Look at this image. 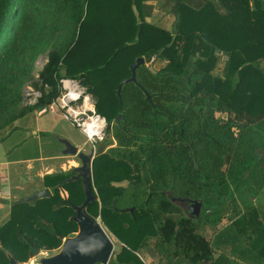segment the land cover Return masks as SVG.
<instances>
[{"label":"trees","instance_id":"1","mask_svg":"<svg viewBox=\"0 0 264 264\" xmlns=\"http://www.w3.org/2000/svg\"><path fill=\"white\" fill-rule=\"evenodd\" d=\"M148 1L0 0V141L52 105L62 79L76 80L108 124L93 161L98 200L88 212L125 245L110 264H144L137 252L150 240L172 264H264V217L255 204L264 196V0H207L198 8L181 0L172 30L147 21ZM134 6L142 24L136 44ZM45 53L33 84L42 97L24 106ZM138 58L145 64L137 83L119 98ZM153 58L164 66L151 70ZM72 171L44 176L51 198L12 206L0 225V264H10L7 253L29 262L28 243L59 250L78 231L73 206L85 193L81 180L67 182ZM167 192L203 199L200 219L185 217ZM202 222L210 239L199 232Z\"/></svg>","mask_w":264,"mask_h":264},{"label":"rangeland","instance_id":"2","mask_svg":"<svg viewBox=\"0 0 264 264\" xmlns=\"http://www.w3.org/2000/svg\"><path fill=\"white\" fill-rule=\"evenodd\" d=\"M205 1L206 0H203V2L202 0H194L192 1V5L198 8L201 7ZM172 28L173 26H171L170 30H172ZM47 59L48 53H45L40 55L35 63V79L33 82L25 86L23 90L24 106L30 104L34 98H37L38 93H40L39 89L34 87L33 84L37 83L39 73L45 66ZM224 60L222 61L221 66H223ZM148 65L153 71H157L164 66L163 63H159L157 60L154 62L151 61ZM262 66L264 67V65ZM62 115L63 113L59 108H55L54 113H50V111H48L43 115H40L39 111H33L25 118L17 121L14 125L16 130L11 132L4 141H0V163H8L6 166H8L9 172L12 175V187L14 191H20V196L31 194L30 190L20 189L24 183H27L28 187H32L35 184L39 185L41 184L40 175L42 174H46L47 172H50V174L69 172L72 167H78L80 165L78 156L62 155L61 151L63 149V145L60 143L56 144V141H54L53 138L56 139L57 136L60 138H66L71 143L78 146L80 152H84L86 154H91L92 149L94 150L95 146L99 147L101 143L104 144L105 140L108 138V133H106L104 141L93 144L87 140L86 136L78 127L73 125L70 121L65 120ZM43 134H51L53 137L43 136ZM261 152L260 156L263 158L261 166H264V150ZM19 161L21 162L17 165L16 163ZM3 169H6V167H0V172H2ZM61 195L63 197V194ZM193 199L200 198L194 197ZM255 204L261 208L264 217V196L259 198ZM98 220L115 243V251L111 258V260H114L116 254L121 251L123 246L119 238H117L113 231L105 226L100 217ZM227 222V218L223 219L218 228L223 227L227 224ZM200 227L199 232L207 236L208 239L213 236V230L206 226L204 222L201 223ZM154 242L155 240H150L147 244L140 248L137 252V256L140 260L144 264H172L175 258H169L165 255H161L155 248ZM58 251L59 250H56L55 253ZM47 255L50 254L41 252L39 256L33 257L29 262L23 264H40V259ZM213 261V259L210 260V262Z\"/></svg>","mask_w":264,"mask_h":264},{"label":"water","instance_id":"3","mask_svg":"<svg viewBox=\"0 0 264 264\" xmlns=\"http://www.w3.org/2000/svg\"><path fill=\"white\" fill-rule=\"evenodd\" d=\"M181 0H176L173 12L176 13V9ZM134 12L138 22L137 39L133 42L136 44L142 31V24L140 13L137 7L134 6ZM170 47V46H169ZM219 54V51H217ZM145 64L144 58H138L131 66V77L124 80L118 88L117 95L120 98L122 89L129 83H137V69ZM42 93H38L37 98H34L28 106L34 107L39 103ZM122 115H119L116 119L120 122ZM56 140L63 145L62 155L64 156H78L81 160V166L73 169V173L78 175L73 176L67 182H73L81 180L85 193V201L80 206H73L75 215L73 217L74 222L77 224L78 232L73 237L63 238V244L59 251L51 256H44L40 259V264H109L115 251V244L104 227L100 224L98 218H95L88 212L89 205L98 200L94 194L93 185V161L95 159V150H92L91 154L80 152L79 147L71 143L66 138L56 137ZM63 194L64 200L68 201V195L61 185L58 186ZM52 191L49 188L34 189L31 194L25 198L20 199L18 202H6L12 206L16 203H33L40 199H48L52 197ZM171 202L182 209L185 217L198 221L202 214L204 205L203 199L192 198H179L173 197L171 192H167ZM186 207V208H185ZM135 208L130 209L133 212ZM33 257H37L41 254L39 249L33 247L30 243ZM10 260V264H18L14 257L7 253ZM202 264H213L210 261L203 262Z\"/></svg>","mask_w":264,"mask_h":264},{"label":"built area","instance_id":"4","mask_svg":"<svg viewBox=\"0 0 264 264\" xmlns=\"http://www.w3.org/2000/svg\"><path fill=\"white\" fill-rule=\"evenodd\" d=\"M155 59H152L154 62ZM62 89L60 97L55 100L52 105L39 111L40 115L55 112V108H59L63 113L65 120L70 121L73 125L78 127L91 143H101L106 138V131L108 129L107 121L104 117L97 114L95 102L93 97L87 94V91L76 80L62 79L60 82ZM89 103L92 109H88L86 104ZM93 118H98L104 121V127L100 129L95 126L96 133L91 135L89 133V125H93ZM93 134V133H92Z\"/></svg>","mask_w":264,"mask_h":264},{"label":"crops","instance_id":"5","mask_svg":"<svg viewBox=\"0 0 264 264\" xmlns=\"http://www.w3.org/2000/svg\"><path fill=\"white\" fill-rule=\"evenodd\" d=\"M192 1L194 0H184V3H186L189 6H193ZM205 2L203 4H205ZM174 5H175V0H150L148 1L147 2V21L161 28H164L166 30H170L171 26H174V23L176 20L175 14L173 12ZM20 162L21 161H19L16 164L18 165ZM6 164L8 163H0V167H4V168L6 167V169H3V171L0 172V186H1V189H0V225L3 224L8 219L11 213V209H12L11 204L13 202H17L22 197L29 196V195L20 196L21 194L20 191L19 192L14 191L12 187V182H13L12 175L9 172V168L8 166H6ZM47 174H50V172L40 175L41 184L39 185L35 184L32 187H28L27 183H24V185L21 186L20 189L30 190V193L36 188L45 189L43 178ZM6 202H10L11 204L8 205ZM121 244L122 246H125L122 242ZM41 252L50 254L47 256L56 254L55 253L56 251H41ZM183 264H186L184 260H183Z\"/></svg>","mask_w":264,"mask_h":264},{"label":"bare ground","instance_id":"6","mask_svg":"<svg viewBox=\"0 0 264 264\" xmlns=\"http://www.w3.org/2000/svg\"><path fill=\"white\" fill-rule=\"evenodd\" d=\"M86 107L88 109H92V106L89 103L86 104ZM95 126H97L99 128V131H100V129H102L104 127V121H101L98 118H93V125L90 124L89 125L90 128L88 129L89 133H91V135H95L96 133L98 134V132H96V130H95Z\"/></svg>","mask_w":264,"mask_h":264},{"label":"flooded vegetation","instance_id":"7","mask_svg":"<svg viewBox=\"0 0 264 264\" xmlns=\"http://www.w3.org/2000/svg\"><path fill=\"white\" fill-rule=\"evenodd\" d=\"M63 149H64V147H63ZM63 149H62V150H63ZM92 150H93V149H92ZM94 150H95L94 155H95V157H96V154H97V152H98V150H99V147L95 146V149H94ZM61 152H62V151H61ZM79 161H80V165H79L78 167L81 166V160L79 159ZM78 167L74 166V167H72L71 169L78 168ZM72 174H73L72 177L75 176V175H78V173H73V172H72ZM203 207H204V205H203ZM202 211H203V209H202ZM77 232H78V231H77ZM77 232H76V233H77ZM76 233H74V234H73L72 236H70V237L75 236ZM67 238H68V237H67ZM64 239H65V238H64Z\"/></svg>","mask_w":264,"mask_h":264}]
</instances>
